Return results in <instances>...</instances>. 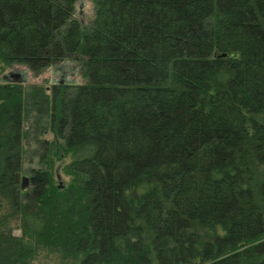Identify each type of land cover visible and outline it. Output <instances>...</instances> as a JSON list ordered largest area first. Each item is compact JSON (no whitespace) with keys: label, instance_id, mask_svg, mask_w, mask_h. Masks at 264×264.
<instances>
[{"label":"trees","instance_id":"trees-1","mask_svg":"<svg viewBox=\"0 0 264 264\" xmlns=\"http://www.w3.org/2000/svg\"><path fill=\"white\" fill-rule=\"evenodd\" d=\"M90 1L85 27L76 0H0L4 66L73 59L85 80L0 84V264L41 247L70 264H264V0ZM28 104L55 136L41 159L68 156L70 175L33 170L32 206L15 182Z\"/></svg>","mask_w":264,"mask_h":264},{"label":"rangeland","instance_id":"rangeland-1","mask_svg":"<svg viewBox=\"0 0 264 264\" xmlns=\"http://www.w3.org/2000/svg\"><path fill=\"white\" fill-rule=\"evenodd\" d=\"M73 15L80 20L85 27L89 26L93 20V5L91 1L76 0ZM8 72L20 74L21 79H23L21 83H23L24 86H27V84H41L45 88V92L49 95L51 94V84L54 82L71 84L70 87L85 82L82 77L81 66L73 59L55 64L53 67H47L44 71L38 74H34L25 65L17 64L4 66L0 62V77ZM70 91L71 90L69 89V93ZM30 106L31 105L29 104L25 106L23 153L19 174L20 178L22 176H27L29 178L27 188L20 190L23 191L28 198L27 205L32 206L31 203L35 194L32 188L33 170L48 169L52 174V181L55 186H57L56 171L58 169L63 183H68L70 181V175L64 171L65 164L69 162L68 156L59 160L56 158V155L50 154L47 159H41V155L44 154L45 143L52 141L55 136L49 128V113L47 112L45 115H38L36 108H31ZM51 159L53 161H51ZM18 187H20V181ZM13 233L21 236L22 231L19 227H15ZM29 264H70V262L67 259L63 262L58 252H55L48 247H41Z\"/></svg>","mask_w":264,"mask_h":264},{"label":"water","instance_id":"water-1","mask_svg":"<svg viewBox=\"0 0 264 264\" xmlns=\"http://www.w3.org/2000/svg\"><path fill=\"white\" fill-rule=\"evenodd\" d=\"M221 55H225V54H221ZM22 80L23 79H21V75L18 73H14V72H8L7 74L2 75L0 77V83H21ZM56 178H57V186L63 187L64 183L61 180V177H60L58 170L56 171ZM28 179L29 178L27 176H22L20 178L19 172L15 173V182L19 183V181H20V188L22 190L27 188Z\"/></svg>","mask_w":264,"mask_h":264}]
</instances>
